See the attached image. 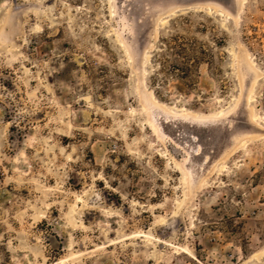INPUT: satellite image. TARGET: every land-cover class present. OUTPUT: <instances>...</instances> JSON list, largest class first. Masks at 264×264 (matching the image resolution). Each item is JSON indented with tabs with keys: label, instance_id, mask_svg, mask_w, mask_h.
<instances>
[{
	"label": "rangeland",
	"instance_id": "rangeland-1",
	"mask_svg": "<svg viewBox=\"0 0 264 264\" xmlns=\"http://www.w3.org/2000/svg\"><path fill=\"white\" fill-rule=\"evenodd\" d=\"M63 263L264 264V0H0V264Z\"/></svg>",
	"mask_w": 264,
	"mask_h": 264
},
{
	"label": "bare ground",
	"instance_id": "bare-ground-1",
	"mask_svg": "<svg viewBox=\"0 0 264 264\" xmlns=\"http://www.w3.org/2000/svg\"><path fill=\"white\" fill-rule=\"evenodd\" d=\"M162 24H163V23H162ZM142 111H143L144 113H146V110H145V108H143V107H142ZM220 114H221V113H220ZM220 114H219V115H220ZM257 118H259V116H257ZM257 118H254V119L257 120ZM259 120H260V119H259ZM147 122H148V124H149V128H150L151 130L154 131L156 128L154 127L153 123L150 122L149 120H147ZM178 168H179V167H178ZM67 262H68V261H67ZM67 262H66V263H67ZM63 264H64V263H63Z\"/></svg>",
	"mask_w": 264,
	"mask_h": 264
}]
</instances>
